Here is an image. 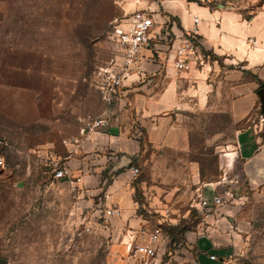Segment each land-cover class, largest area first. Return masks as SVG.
<instances>
[{"label":"crops","instance_id":"crops-1","mask_svg":"<svg viewBox=\"0 0 264 264\" xmlns=\"http://www.w3.org/2000/svg\"><path fill=\"white\" fill-rule=\"evenodd\" d=\"M220 2L130 3L129 11L148 9L159 24L169 19L172 38L184 35L193 26L192 16H197L201 62L176 72L164 61L165 46L158 41L154 54L143 52L152 55L141 65L146 80L126 82L117 99L103 103L98 116L107 126L63 143L57 159L64 177L53 180L67 186L76 212L99 219L104 208L116 204L120 215L105 226L114 244H124L140 229L159 228L166 237L159 250L163 264H212L209 254L234 264H264V117L256 94L264 86V1L260 8L247 9ZM210 100L215 105L224 101L228 114L242 125L235 138V159L243 185L202 220L197 197L210 198L222 189L218 183L201 182L196 162L184 159L190 140L183 115L206 108ZM226 156L231 161L233 154ZM168 163L186 165L181 170L192 188L189 193L166 191L156 183L165 179L160 174ZM130 167L138 169L136 177ZM168 228L185 230L171 237Z\"/></svg>","mask_w":264,"mask_h":264},{"label":"rangeland","instance_id":"rangeland-1","mask_svg":"<svg viewBox=\"0 0 264 264\" xmlns=\"http://www.w3.org/2000/svg\"><path fill=\"white\" fill-rule=\"evenodd\" d=\"M133 1L0 0V259L7 264H126L124 246L112 243L101 218L75 211L50 163L102 110L97 68L111 54L110 23L133 12ZM263 1L220 3L247 9ZM183 116L190 140L184 159L196 162L201 182L218 183L231 199L243 185L235 159L242 125L224 101ZM165 166L156 183L189 193L186 165Z\"/></svg>","mask_w":264,"mask_h":264},{"label":"built area","instance_id":"built-area-1","mask_svg":"<svg viewBox=\"0 0 264 264\" xmlns=\"http://www.w3.org/2000/svg\"><path fill=\"white\" fill-rule=\"evenodd\" d=\"M208 6H219L221 0H187ZM157 23L148 9H135L129 14H123L119 19L110 23V40L112 50L109 58L97 68V80L95 88L106 105H110L118 98L120 91L125 83H140L146 80V75L141 68L142 63L152 60V55L145 57L144 51L155 53L158 41L165 46L164 61L171 62L176 72H182L188 68L190 63H199L202 54L198 46V24L199 18L192 16L193 26L180 37H171L167 24ZM255 45V41H248ZM107 121L101 116H97L89 121L84 128L80 130V135L97 129H103L107 126ZM53 178L60 179L64 177L63 168L59 161H53ZM4 169V161L0 158V170ZM130 173L133 177L139 174L135 167H130ZM225 198H230L228 191L222 195L214 193L210 198L198 196L195 202L196 211L202 220L210 218L216 208L223 205ZM165 215L170 214L168 208H164ZM120 210L116 204H111L104 208L101 213L103 225L107 226L110 219L119 217ZM86 232L89 227L85 226ZM166 239L159 228L151 231L140 229L127 242L122 244L125 250L126 264H163L159 253L162 242ZM207 260L212 264H234L224 257L215 254L207 255ZM185 264H203L197 260Z\"/></svg>","mask_w":264,"mask_h":264},{"label":"water","instance_id":"water-1","mask_svg":"<svg viewBox=\"0 0 264 264\" xmlns=\"http://www.w3.org/2000/svg\"><path fill=\"white\" fill-rule=\"evenodd\" d=\"M260 102V113L264 117V86L256 91ZM0 264H7L6 260L0 259Z\"/></svg>","mask_w":264,"mask_h":264},{"label":"trees","instance_id":"trees-1","mask_svg":"<svg viewBox=\"0 0 264 264\" xmlns=\"http://www.w3.org/2000/svg\"><path fill=\"white\" fill-rule=\"evenodd\" d=\"M184 230H185L184 228H168V234L171 237H175V235L181 236Z\"/></svg>","mask_w":264,"mask_h":264}]
</instances>
